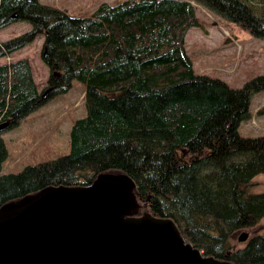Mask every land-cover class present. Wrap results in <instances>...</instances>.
I'll use <instances>...</instances> for the list:
<instances>
[{
	"label": "trees",
	"instance_id": "1",
	"mask_svg": "<svg viewBox=\"0 0 264 264\" xmlns=\"http://www.w3.org/2000/svg\"><path fill=\"white\" fill-rule=\"evenodd\" d=\"M191 3L264 40V0H126L72 18L38 0H0V32L30 30L0 43V59L43 38L49 70L39 92L28 59L0 65V209L48 187H86L105 175L135 184L139 210L171 219L187 243L232 264H264V233L242 248L239 232L264 220V136L243 137L251 97L264 75L233 89L194 72L185 37L200 28ZM84 85L86 116L73 121L69 153L1 174L2 134L52 98ZM264 115V108L260 111Z\"/></svg>",
	"mask_w": 264,
	"mask_h": 264
},
{
	"label": "water",
	"instance_id": "2",
	"mask_svg": "<svg viewBox=\"0 0 264 264\" xmlns=\"http://www.w3.org/2000/svg\"><path fill=\"white\" fill-rule=\"evenodd\" d=\"M134 189L126 175H105L1 208L0 264H232L203 255L169 218L136 217Z\"/></svg>",
	"mask_w": 264,
	"mask_h": 264
},
{
	"label": "rangeland",
	"instance_id": "3",
	"mask_svg": "<svg viewBox=\"0 0 264 264\" xmlns=\"http://www.w3.org/2000/svg\"><path fill=\"white\" fill-rule=\"evenodd\" d=\"M43 5L52 6L66 12L72 18L90 16L101 4L116 5L126 0H38ZM137 1V0H135ZM189 1V0H184ZM195 8L200 28H192L185 37L186 54L192 62L194 72L224 81L233 89H240L246 83L264 75V40L254 38L239 25L219 18L206 9L191 3ZM30 30L26 23H16L0 32V43L18 37ZM43 38L0 59V65L28 59L33 78L39 92H47L49 70L42 60ZM85 87L72 82L71 89L58 95L22 120L17 128L2 134L7 149V158L2 164L1 174H17L27 166L56 160L69 153V132L76 119L86 116L84 106ZM264 91L250 99L249 116L239 128L243 137L264 136ZM258 187L252 194L264 193V175L257 177ZM247 233L249 239L264 233V220ZM248 239V240H249Z\"/></svg>",
	"mask_w": 264,
	"mask_h": 264
}]
</instances>
